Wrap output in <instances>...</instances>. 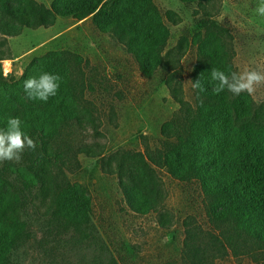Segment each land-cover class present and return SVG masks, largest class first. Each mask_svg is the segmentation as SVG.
<instances>
[{
	"label": "trees",
	"instance_id": "16d2710c",
	"mask_svg": "<svg viewBox=\"0 0 264 264\" xmlns=\"http://www.w3.org/2000/svg\"><path fill=\"white\" fill-rule=\"evenodd\" d=\"M179 1L201 9L202 17L190 40L182 37L166 50L169 32L156 22L160 16L152 0H55L51 8L34 0H0L2 37L51 27L57 17L76 22L91 18L99 32L133 57L143 78H152L159 69L168 72L166 86L179 105L178 113L162 129L165 142L160 148L108 153L97 141L102 123L95 103L87 98L94 87L80 55L48 52L33 59L19 79L4 76L0 66V127L7 117L18 116L36 144L22 153L21 181L26 190L33 191H29L33 208L48 217L44 218L46 236L53 239L55 249L66 237L81 238L84 230L89 231L90 241L95 240L88 218L90 200L81 185L69 179L82 155L116 177L131 212L157 213L162 227L168 221L162 214L165 190L157 169L180 182H197L205 213L219 230L209 240L215 256L225 255L229 248L234 251L242 240L264 250V104L254 103L246 92L233 95L217 90L216 82L210 80L211 68L233 72L231 35L213 14L212 7L221 0ZM166 18L176 24L173 13L168 12ZM190 45L197 56L191 80L200 78L204 86L202 92L194 90L193 106L183 98L176 79L179 62ZM41 71L62 78L57 95L47 102L29 101L23 80ZM23 199L27 202L26 196ZM23 216L17 206L0 216V264H17V250L30 239ZM194 236L193 231L187 232L186 264H207V249L197 248ZM108 264L118 263L111 260Z\"/></svg>",
	"mask_w": 264,
	"mask_h": 264
},
{
	"label": "rangeland",
	"instance_id": "374dc122",
	"mask_svg": "<svg viewBox=\"0 0 264 264\" xmlns=\"http://www.w3.org/2000/svg\"><path fill=\"white\" fill-rule=\"evenodd\" d=\"M34 1L51 8L55 0ZM152 1L160 16L156 22L160 21L169 32L166 50L173 49L182 37L190 40L202 10L179 0ZM257 3L258 0H221L211 6L215 20L231 35L236 73L256 70L264 74V17L255 14ZM168 12L174 14L176 24L166 18ZM51 51L78 54L87 64L86 74L94 87L87 98L97 107L102 123L97 141L106 152H144L162 146V129L179 110L166 86L168 72L159 69L152 78L145 79L126 49L99 32L91 18L76 22L71 17H57L51 27L23 29L17 37L0 35L2 73L19 79L33 59ZM196 59V48L190 45L176 74L183 98L192 106L195 98L191 73ZM246 93L254 103L264 104V81L254 85L251 94ZM22 170V159L0 162V216L3 211L19 207L30 234L27 244L16 252L17 264H108L111 260L118 264H186L188 231L195 233L197 248L207 249V264H264V250L245 240L234 251L229 248L224 257L215 256L209 240L211 234L219 235V230L205 213L197 182H180L157 169L165 190L162 214L168 221L162 227L157 213L141 216L131 212L116 177L105 174L96 160L82 155L69 179L81 185L90 200L88 218L94 226L95 240L90 241L89 231L84 230L81 238L66 237L55 249L53 239L46 236L44 218L48 217L43 218L33 208L29 195L33 191L23 186Z\"/></svg>",
	"mask_w": 264,
	"mask_h": 264
},
{
	"label": "clouds",
	"instance_id": "9594fccd",
	"mask_svg": "<svg viewBox=\"0 0 264 264\" xmlns=\"http://www.w3.org/2000/svg\"><path fill=\"white\" fill-rule=\"evenodd\" d=\"M254 12L258 17H264V0H258ZM61 79L59 74L41 71L23 80V93L29 101L47 102L50 97L57 95ZM210 80L216 82L217 90H227L233 95H239L245 91L251 94L254 91V85L264 81V74L256 70L226 73L223 70L211 68ZM191 87L198 92L204 91L200 78L192 81ZM35 147L36 144L25 130L21 118L7 117L4 126L0 127V162L19 161L25 148L35 149Z\"/></svg>",
	"mask_w": 264,
	"mask_h": 264
}]
</instances>
